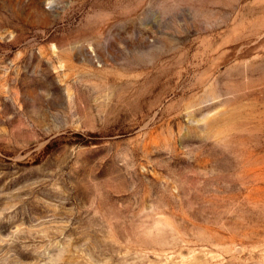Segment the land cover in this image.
I'll use <instances>...</instances> for the list:
<instances>
[{"label":"rangeland","instance_id":"rangeland-1","mask_svg":"<svg viewBox=\"0 0 264 264\" xmlns=\"http://www.w3.org/2000/svg\"><path fill=\"white\" fill-rule=\"evenodd\" d=\"M0 264H264V0H0Z\"/></svg>","mask_w":264,"mask_h":264}]
</instances>
